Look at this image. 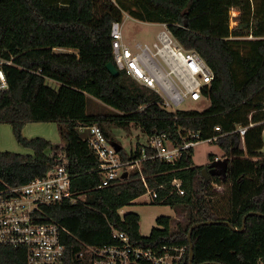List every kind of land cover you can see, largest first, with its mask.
Listing matches in <instances>:
<instances>
[{"label":"trees","instance_id":"obj_1","mask_svg":"<svg viewBox=\"0 0 264 264\" xmlns=\"http://www.w3.org/2000/svg\"><path fill=\"white\" fill-rule=\"evenodd\" d=\"M240 9L231 24V10ZM125 13L146 22H166L186 48L196 49L210 64L214 79L204 93L211 99L203 109H168L160 95L126 71L113 74L111 28ZM73 49V50H72ZM0 56L9 87L0 91V124L9 122L19 142L33 149L21 153L0 149V189L25 184L62 164L71 174L76 201L45 207L50 220L62 223L65 264H93L85 245L119 242L112 227L127 232L136 246L158 249L187 246L195 227L193 264H264V0H0ZM91 97L105 108L88 112ZM30 121L60 124L65 144L45 137H26ZM137 123L150 137L167 133L177 144L188 131L217 139L227 167L211 171L194 161L195 147L184 149L174 162L159 157L141 160L123 179L100 187L99 158L81 133L98 124L113 140L112 124ZM238 125L247 127L245 134ZM149 144L133 150L120 147L124 159H138ZM218 156L211 152L210 161ZM207 169L206 179L202 169ZM181 180L184 193L173 183ZM223 186L218 190L216 185ZM154 190L153 203L169 204L185 215L172 226L168 215L157 218L147 235L136 211L126 205ZM250 211L260 214L248 215ZM225 221L230 222V225ZM0 264H27L23 246L0 242Z\"/></svg>","mask_w":264,"mask_h":264},{"label":"built area","instance_id":"obj_2","mask_svg":"<svg viewBox=\"0 0 264 264\" xmlns=\"http://www.w3.org/2000/svg\"><path fill=\"white\" fill-rule=\"evenodd\" d=\"M123 21H114L111 28L115 64L120 71H126L141 84L154 89L164 106L174 111L182 109L180 106L187 100L207 97L204 89L210 87L214 71L196 49L184 47L166 22H160L161 27L153 42L132 44L124 38ZM8 62L11 61L0 56V91L9 87L3 67ZM80 128L87 131L88 142L98 155L100 187L123 179L125 171L129 174L135 167L140 168L143 159L159 157L174 162L182 156L184 149L201 141L216 142L222 135L219 133L221 127L217 125L218 132L208 138H201L199 132L188 131L182 136L183 142L177 144L167 133H156L149 137L148 143L155 150L153 154L148 155L143 148L140 158L124 159L100 125ZM246 129L242 125L237 127L241 134H245ZM66 161L64 158L62 164L25 184L5 185L0 189V242L25 247L27 264H65L66 246L62 235L66 227L50 220L45 207L77 200L71 189V174ZM173 183L180 193H184L180 179H174ZM147 193L151 194V199L157 196L152 189ZM112 230L119 242L105 246L86 244L79 255L89 253L93 264H185L188 261L186 245L143 248L134 245L127 232L115 227Z\"/></svg>","mask_w":264,"mask_h":264},{"label":"rangeland","instance_id":"obj_3","mask_svg":"<svg viewBox=\"0 0 264 264\" xmlns=\"http://www.w3.org/2000/svg\"><path fill=\"white\" fill-rule=\"evenodd\" d=\"M253 6L255 7L261 0H252ZM126 14V13H125ZM240 9L233 7L231 10V24L236 25L240 17ZM161 24L155 22H146L134 18L132 16L125 15L123 21V33L124 38L130 43L134 44L138 41H148L153 42L156 39L158 30ZM73 50V49H72ZM211 103L209 97H203L200 100H187L180 107L182 109H197L203 110L207 108ZM100 109L105 108V105L91 97L88 102V112H96ZM106 110H113L109 106H106ZM110 131L113 135L112 142L114 145H119V147H124L126 150H133L138 145L148 144L149 136L143 131L141 126L137 123H130L127 126H120L112 124L110 126ZM23 135L26 137H45L50 139L55 144H59L61 148L65 139L61 133L60 124L57 121L42 122V121H30L25 123L22 129ZM83 136H87V131H81ZM194 161L196 164H208L210 159L208 154L211 152L216 153L220 157H224V153L216 142L201 141L194 146ZM0 149L1 150H11L21 153H33V149L23 146L17 139L13 126L9 122H3L0 124ZM60 155H64V150L59 149ZM218 190H222L223 186L216 185ZM151 194L145 193L137 197L133 203L126 205L124 209L126 211H136L141 216V232L142 234H149L154 226H156L157 218L161 215H168L173 217L172 226L175 227L177 222L185 215L176 212L175 208L169 204L164 203H153L150 198ZM125 211L121 209V213Z\"/></svg>","mask_w":264,"mask_h":264},{"label":"water","instance_id":"obj_4","mask_svg":"<svg viewBox=\"0 0 264 264\" xmlns=\"http://www.w3.org/2000/svg\"><path fill=\"white\" fill-rule=\"evenodd\" d=\"M107 66H108L109 70H110L113 74L118 75V74L120 73V69L117 67V65L115 64V62H109V63L107 64ZM116 147H117L118 150L120 149L119 145H117ZM209 166H210V168H211V171H216V169H214V168H216V167H221L222 169H226V167H227V158L219 157L218 159H214L213 161L210 162ZM202 171H203L204 175L206 176V179H208V178H209V174H208V172H207V169L204 167V168L202 169ZM127 174H128V172L125 171V172L123 173V177H126ZM251 214H260V215H262L261 212L250 211V212H249L248 214H246L245 217H244V225H243V228H242V229H244V227H245V222H246V218H247V216H248V215H251ZM213 222H217V221H216V220L199 221V222L194 223V224L191 226L190 231H189V234H188V238H189V242H190L189 259H188V261L185 262V264H193V260H194V254H195V253H194V243H193V241H192V231H193V229H194L195 227L201 225V224H205V223H213ZM225 222H226L227 224L230 225V222H228V221H225Z\"/></svg>","mask_w":264,"mask_h":264},{"label":"crops","instance_id":"obj_5","mask_svg":"<svg viewBox=\"0 0 264 264\" xmlns=\"http://www.w3.org/2000/svg\"><path fill=\"white\" fill-rule=\"evenodd\" d=\"M155 23H159L160 24V22H155ZM58 144H63V143H58ZM122 209L126 212V210L124 209V207Z\"/></svg>","mask_w":264,"mask_h":264}]
</instances>
